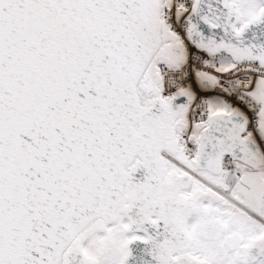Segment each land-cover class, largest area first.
<instances>
[{
  "label": "snow or ice",
  "instance_id": "snow-or-ice-1",
  "mask_svg": "<svg viewBox=\"0 0 264 264\" xmlns=\"http://www.w3.org/2000/svg\"><path fill=\"white\" fill-rule=\"evenodd\" d=\"M0 264H264V0H0Z\"/></svg>",
  "mask_w": 264,
  "mask_h": 264
}]
</instances>
